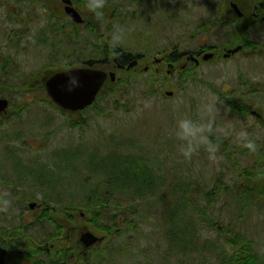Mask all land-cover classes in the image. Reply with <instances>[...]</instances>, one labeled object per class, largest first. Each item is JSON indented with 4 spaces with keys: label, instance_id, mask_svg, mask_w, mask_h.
Listing matches in <instances>:
<instances>
[{
    "label": "rangeland",
    "instance_id": "1",
    "mask_svg": "<svg viewBox=\"0 0 264 264\" xmlns=\"http://www.w3.org/2000/svg\"><path fill=\"white\" fill-rule=\"evenodd\" d=\"M17 3L7 0V53L0 47V68L7 67L0 94L14 90L7 117L0 119V192L7 187L12 226L22 218L54 220L66 214L87 224L105 237L91 249L87 264H241L233 259L236 252L244 253L249 240L264 241V142L254 115L234 109L231 99L241 107L249 100L253 108H264V65L238 54L231 60L191 64L187 78L168 76L167 66L154 65L142 74L121 70L110 53L114 47L99 49L94 34L91 41L77 31L58 34L41 22H31L27 34L17 32L23 27L19 17L25 15ZM133 3H110L120 9L112 17L114 25H107L109 43L116 26L123 28L120 48L143 56V66L164 54L184 52V39L178 51L154 50L152 42L161 43L158 48L179 42L183 29L165 25L161 6L151 16L137 15L140 10ZM195 6L200 17L189 28L191 38L200 20L206 26L220 18L219 12L208 14ZM90 59L94 67L117 71L115 81L107 83L103 100L94 107L78 114L60 109L42 89L43 79ZM156 68L164 72L160 75ZM256 81L262 82L250 89ZM25 89L33 92L28 95ZM183 119L202 129L196 140L183 136ZM249 139L255 141L250 144ZM141 156L149 170L179 189L182 203L169 187L157 193L136 190L131 172ZM244 180L252 183L251 190L239 197L237 185ZM157 182L155 188L163 184L160 177ZM188 185L187 194L183 188ZM45 193L65 195V209L52 211L53 201L47 208L32 209L29 201L44 200ZM101 193H107L100 198L105 203L97 207L92 195L100 200ZM250 203L262 204L261 210H246Z\"/></svg>",
    "mask_w": 264,
    "mask_h": 264
},
{
    "label": "flooded vegetation",
    "instance_id": "2",
    "mask_svg": "<svg viewBox=\"0 0 264 264\" xmlns=\"http://www.w3.org/2000/svg\"><path fill=\"white\" fill-rule=\"evenodd\" d=\"M132 1L135 8L140 10L137 15L141 13L151 16L157 12V6H161L166 15L167 22L165 25L172 24L174 28L183 29V32L180 33L184 36L181 37L179 42H167L162 48H158L161 43L155 44L156 42H152L153 45L150 46H153L154 50L175 49L178 51V44L184 39L186 40L182 49L184 52L175 55L171 53L164 54L161 57L154 58L152 64L143 66V56L133 54L131 60L123 63L119 62L118 56L120 55H116L113 51L114 62L118 69L128 70L127 65L135 61V67L131 70L137 71L136 73L139 74L151 70L154 65H158L169 67L166 74L170 77L178 75L187 78L193 71L191 64L197 67L217 59L220 61L231 60L238 54L243 55L251 63L257 60V64L264 65V0H162V3L159 4H153L152 0ZM110 3H112V0H105L104 17L101 21L97 20L93 13L88 10L87 0H18L17 6L25 15L19 17L23 19L21 22L23 27L17 32L27 34L28 30H31L28 27L31 22L33 24L41 22L42 25L45 24L51 27L50 30H55L58 34L72 35L77 31L88 35L90 41L91 35L94 34L98 39L99 49L107 50L113 47L106 37L107 30H109L107 25H114L112 17L120 9L119 4ZM195 5H200L199 9L208 14L220 13L218 20L210 21L206 26L203 25L206 22L203 23L201 20L198 22L193 33L194 38L198 36L197 41L191 40L193 37L188 36L190 33L189 28L194 27L193 19L200 17L199 11L195 10ZM1 9L6 10L4 16L0 14V47L6 49L5 53H7V22H10L7 20V0H0V12ZM69 10L76 11L82 21H76ZM136 20L137 22L142 21L140 16H136ZM105 22L107 23L105 24ZM42 29L37 30L36 33L40 35ZM8 31L10 30L8 29ZM220 31L221 34L219 35ZM214 39L220 40V42H215ZM90 41L83 44L84 48H89ZM191 44H196V48L190 50L189 46ZM209 55L210 57L207 58L206 56ZM91 61L92 59L79 60L78 64L80 65L73 67L99 68L94 67L95 62ZM69 64L75 65L77 63L70 62ZM120 65L125 67H120ZM115 72L118 75V72ZM156 72L161 75L164 70L156 68ZM1 75L7 76V67L0 68V77ZM47 78L46 76L43 79L44 83ZM261 82H253L249 86L250 89L257 88ZM0 98H7V95H1ZM250 100L252 99L250 98ZM254 105L253 102L247 100L244 106L248 109L247 113L254 115V118L262 126L263 129H261L260 134H263L261 138L264 142V108H253ZM4 117H7V112L0 113V119H4ZM249 141L252 144V141L255 140L249 139ZM250 155L252 156L253 153L250 152ZM29 202L30 204L31 202L37 203L34 209L47 208L43 200H30ZM248 205L250 212L254 209L261 210L262 207L260 203H250ZM52 210L56 209L53 208ZM7 211L10 210L7 208L6 187L4 200L0 202L1 264H87L93 248L91 246L87 247L83 241V235L85 236V234L92 231L87 224H77L75 218H70L66 214L64 219L55 218L54 220L36 218L27 222L26 218H22L13 227L11 215ZM53 227H55V230H52ZM247 243L244 253L237 251L238 258L233 257V259L237 262L240 259L241 264H264V241L249 240Z\"/></svg>",
    "mask_w": 264,
    "mask_h": 264
},
{
    "label": "water",
    "instance_id": "3",
    "mask_svg": "<svg viewBox=\"0 0 264 264\" xmlns=\"http://www.w3.org/2000/svg\"><path fill=\"white\" fill-rule=\"evenodd\" d=\"M69 11L76 21H82L76 11ZM206 57L209 58L210 55ZM135 64L134 61L128 67H134ZM109 76L115 80L116 74L88 67L73 68L53 74L46 80L45 85L49 97L59 107L75 112L84 110L95 102ZM172 93L168 92V95ZM8 107L9 100L0 98V113L7 112ZM34 205L35 203L31 204V207ZM99 240L101 238L92 232L83 235L86 246L94 245Z\"/></svg>",
    "mask_w": 264,
    "mask_h": 264
},
{
    "label": "trees",
    "instance_id": "4",
    "mask_svg": "<svg viewBox=\"0 0 264 264\" xmlns=\"http://www.w3.org/2000/svg\"><path fill=\"white\" fill-rule=\"evenodd\" d=\"M69 37H71V36H69ZM118 48L116 49L115 47V49L113 50V49H110V53H112L113 51H114V53L116 54V55H120V56H118V58H119V62H123V63H125V62H128L129 60H131V58H133L132 56H133V53H129V52H127V51H125V50H123L122 48H120V46H117ZM119 49V50H118ZM122 55V56H121ZM105 59H102L101 60V66L102 65H105ZM91 62H95L94 60H92ZM104 62V63H103ZM9 63V67H10V69L11 68H13V64L11 63V62H8ZM106 64H107V62H106ZM122 78H125V77H120V80L122 79ZM119 81V78H118V80H117V82ZM24 82H26L25 80H24ZM116 82V83H117ZM115 83V82H114ZM3 85H4V83H3ZM26 85V83H24V85L23 86H25ZM42 85H43V90H45V83L44 82H42ZM107 86V85H106ZM20 88H16V90H19ZM9 91H10V93H8L7 94V98H9L10 100H11V98H12V95L14 94L13 93V89H8ZM25 90H28V89H25ZM19 91H16L15 93H18ZM31 92H33L32 90H28L26 93H28V95H30L29 93H31ZM103 92L101 93V95H99L98 96V98H97V101L91 106V107H94L96 104H98L99 102H101L102 100H103ZM232 100V105H233V107H234V109H238V110H240V111H243L245 114H247V108H246V106H242L241 107V105L239 104V103H237V101H235L234 99H231ZM7 155L8 156H12V153H11V151H10V149H8L7 150ZM143 157L141 156V159H140V162L138 163V167L137 168H135L134 170H133V172H131V174H132V178H133V184H134V186H138L137 188H139L140 187V189H137L136 188V190L137 191H143L144 189H147V191H149V192H155V193H157V191L159 190V189H164L165 191H168V187H169V190H172V192L175 194L174 196L175 197H177V198H179V204L180 203H182V201H183V197L182 196H180V194L177 192L179 189L178 188H175L174 186H170V183H167L166 184V182H168L167 181V179L165 178V176L163 175H157L155 172H153L152 170H149V168H147L148 167V165L146 164V163H144L143 162ZM141 163V164H140ZM142 163H144L145 164V166H143L142 167ZM131 174H129L128 176H127V178H124V179H128V178H130V176H131ZM145 174V175H144ZM161 178V180L163 181V184L165 183V186L162 188V185H160L158 188H155V187H157L159 184H158V182L156 183V179L157 178ZM117 177H115V179H116ZM139 181V182H138ZM136 182H138V183H136ZM141 182V183H140ZM246 182H247V180H246ZM246 182H245V180L244 181H242V183L240 184V185H237L238 187H237V189H238V192H237V194H238V196L240 197V196H242L243 195V193L242 192H246V190L248 189V190H251L250 188H251V185L250 184H252V183H249L248 185L246 184ZM113 182L111 181V184H112ZM183 182H180L179 184V188H181V187H183V184H182ZM108 184H110L109 182H108ZM184 190H186V192H187V194L189 193V191H190V187H189V185L187 186V188H183V191ZM256 191H257V189H255ZM261 190V189H260ZM193 191V190H192ZM264 190H261V192H263ZM259 192V191H258ZM213 193L214 192H211L210 193V195H213ZM247 193H249V191L247 192ZM264 193V192H263ZM236 194V193H235ZM234 194V195H235ZM107 195V193H101L100 195H99V199L102 197V196H106ZM179 195V196H178ZM249 195H253L252 193H250ZM65 196V195H64ZM64 196L62 195V194H57V195H53V194H51V193H49V194H46L45 193V195H44V200L47 202V203H50L51 201H53L54 203H56L57 205H55V207L57 208L56 209V212H59V211H63V209H61L60 207H63L64 209H65V205H66V201H65V198H64ZM163 196V195H162ZM247 196V195H246ZM66 197V196H65ZM97 195H92V202L93 203H96V206L97 207H99L100 206V204L102 203H105V200L104 199H100V200H98L97 199ZM50 198V199H49ZM162 198V197H161ZM4 199V191L3 192H0V200H3ZM67 199V198H66ZM185 202V201H184ZM246 206V205H245ZM247 209H249V206L248 207H246V210ZM55 212V213H56Z\"/></svg>",
    "mask_w": 264,
    "mask_h": 264
},
{
    "label": "clouds",
    "instance_id": "5",
    "mask_svg": "<svg viewBox=\"0 0 264 264\" xmlns=\"http://www.w3.org/2000/svg\"><path fill=\"white\" fill-rule=\"evenodd\" d=\"M88 10L93 13L97 20H103L104 17V7L105 0H87L86 4ZM125 38V30L119 26H116L114 32L111 36L112 46H119ZM179 127L182 130V134L186 138H191V140H196L198 137V133L202 131L201 128H198L193 122L189 119H183L179 121ZM186 155L189 153L186 152Z\"/></svg>",
    "mask_w": 264,
    "mask_h": 264
}]
</instances>
